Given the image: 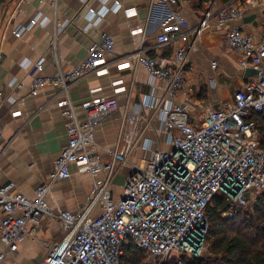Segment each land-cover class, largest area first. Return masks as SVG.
I'll return each mask as SVG.
<instances>
[{
	"label": "built area",
	"instance_id": "1",
	"mask_svg": "<svg viewBox=\"0 0 264 264\" xmlns=\"http://www.w3.org/2000/svg\"><path fill=\"white\" fill-rule=\"evenodd\" d=\"M175 1L163 0L164 4ZM207 4L205 15L197 24H191L180 12L166 6L155 46L172 45V52L152 56L149 48L141 46L118 55L112 34L104 30L88 46L86 57L67 70L60 66L58 39L72 21L55 27L50 56L58 70L53 75L34 77L29 93L35 96L47 86H60L59 93L46 105L56 99V107L66 120L68 140L51 178L36 188L35 198L18 191L13 181L0 186V239L5 246L0 250V264H10V253L27 238L46 247L39 264H122L130 243L154 263L168 264L175 258L182 264V257L203 255L208 225L206 210L217 195L228 196L230 216L236 208L255 204L264 191V148L253 118L254 114L264 112V38L256 41L245 31L243 21L255 10L264 13V0H209ZM95 13L89 8V18ZM125 13L132 16L135 11L125 9ZM213 19L219 24H230L227 46L241 56L244 69L253 68L256 74L236 91L233 101H221L219 107L206 108L201 122L192 123L186 107L174 100L186 85L197 41ZM49 21L37 15L29 27L35 24L46 27ZM262 26L264 29V20ZM27 28H20L16 35L20 36ZM45 60V56L40 57L34 63L35 68L42 71ZM211 64L213 68L217 66L216 62ZM113 66L133 70L143 66L152 77L165 83L162 98L148 95L140 105L157 111L158 132L169 148L151 149L150 141L146 140L142 148L150 154L144 164L130 160L136 146L134 136L140 137L144 131H139V123H145L147 128L154 118H140V113L127 112L123 121L130 123L131 130L120 138L114 150L100 146L95 139L96 128L119 111L117 94L123 89L121 80L113 83L112 94H93L80 105L70 96V89L78 82L91 75L108 74ZM4 99L0 91V101ZM78 108L84 113L83 120ZM11 114L15 117L20 111ZM2 135L0 118V138ZM101 150L108 155L107 159ZM73 165L79 174L91 178L86 201L76 212L54 211L47 198L57 181L71 178ZM125 168L127 173L123 172ZM122 173L124 183L119 196H115L112 182ZM95 208L100 211L93 215ZM51 221L59 222L62 235L48 244L38 239V234Z\"/></svg>",
	"mask_w": 264,
	"mask_h": 264
},
{
	"label": "crops",
	"instance_id": "2",
	"mask_svg": "<svg viewBox=\"0 0 264 264\" xmlns=\"http://www.w3.org/2000/svg\"><path fill=\"white\" fill-rule=\"evenodd\" d=\"M163 4V0H7L0 5V91L5 97L0 101V118L3 122L0 186L13 181L18 191L31 199L35 198L36 188L51 178L56 160L67 143L66 120L56 107V99L46 105L49 99L59 93L60 86H47L35 96L29 93L34 77L53 75L58 70L50 56V42L55 27H60L66 20L72 21L60 32L58 39L59 62L63 70L81 62L93 39L98 38L104 30L112 34L118 55L144 46L149 48L150 55L155 56L173 50L172 45L155 46L156 36L162 26L160 18L166 6L180 12L191 24H197L204 17L208 5L200 8L197 0H177ZM89 8L96 12L92 19L88 16ZM125 9L134 10L135 14L128 16ZM37 15L50 20L46 27L40 24L29 27L31 19ZM251 16L253 18L250 20L246 21L245 18L243 27L260 42L264 38V13L255 10L248 17ZM22 27L28 28L17 36L16 33ZM229 29L230 24L211 20L191 55L186 85L174 103L186 107L192 123L201 122L206 108L219 107L221 101H233L236 91L243 88L249 77L254 75L251 70L241 66V56L227 46ZM42 56L46 60L43 70L39 71L34 63ZM213 62L217 63L215 68L212 67ZM119 80L120 87H123L117 94L119 111L96 128L95 139L100 146L114 150L120 138L131 130L130 123L123 121L127 112L140 113V118H154L152 125L147 128L145 123H139V131H144L142 136H134L136 146L130 160L144 164L150 154L149 150L142 148L146 140L150 141L151 149L169 148L162 142V134L158 132L160 122L157 111L140 105L148 95L154 99L164 96L165 83L162 80L152 77L143 66L134 70L113 66L108 74L91 75L78 82L70 89V96L75 104L80 105L93 94H112L113 83ZM95 89L97 91L93 92ZM12 111H20V114L14 117ZM78 115L81 120L85 118L80 108ZM100 152L104 158H108L103 150ZM126 171L127 168L123 169L124 173ZM71 172V178L59 180L53 185L47 198L54 211L76 212L86 201L91 178L79 174L75 165L71 167ZM99 211V208H95L93 215ZM40 233L41 240L48 244L55 243L62 235L57 221H51ZM1 249H5V246L0 239ZM37 249L35 253L28 252L18 244L17 250L9 256V262L23 264L26 259L34 260L39 251Z\"/></svg>",
	"mask_w": 264,
	"mask_h": 264
},
{
	"label": "trees",
	"instance_id": "3",
	"mask_svg": "<svg viewBox=\"0 0 264 264\" xmlns=\"http://www.w3.org/2000/svg\"><path fill=\"white\" fill-rule=\"evenodd\" d=\"M7 0H0V5ZM202 8L209 0H197ZM259 139L264 148V112L253 115ZM228 196L219 194L206 210L208 225L202 256L182 257V264H264V191L255 204L236 208L229 215ZM146 255L130 243L125 248L122 264H148ZM168 264H179L172 259Z\"/></svg>",
	"mask_w": 264,
	"mask_h": 264
},
{
	"label": "rangeland",
	"instance_id": "4",
	"mask_svg": "<svg viewBox=\"0 0 264 264\" xmlns=\"http://www.w3.org/2000/svg\"><path fill=\"white\" fill-rule=\"evenodd\" d=\"M125 173H127V172H125ZM124 179H125L124 174L123 175L119 174L114 179V181L112 182L113 187H114L113 189H114L115 196H119L120 185H122L124 183ZM40 234L41 233L38 234V239H42V236ZM19 245L22 246V248L25 251L32 252V253H35L38 250L37 248H39L38 253L35 255V259L31 260V261H28V259H26L23 264H39V262L42 260V258L44 257V255L46 253V247L41 242H39L38 240L27 238L24 241H22ZM11 254L12 253H10V255ZM146 262L148 264H158V263H154L149 257H147ZM12 263L13 262L11 261L10 264H12Z\"/></svg>",
	"mask_w": 264,
	"mask_h": 264
},
{
	"label": "water",
	"instance_id": "5",
	"mask_svg": "<svg viewBox=\"0 0 264 264\" xmlns=\"http://www.w3.org/2000/svg\"><path fill=\"white\" fill-rule=\"evenodd\" d=\"M252 18H253V16L248 17V18H246V21H247V20H250V19H252ZM249 70H251L253 74H256V70H254L253 68H249ZM238 191H239V189L237 190V192H238ZM237 192H235L234 195H236ZM245 195H246V196H249V193L246 192Z\"/></svg>",
	"mask_w": 264,
	"mask_h": 264
}]
</instances>
